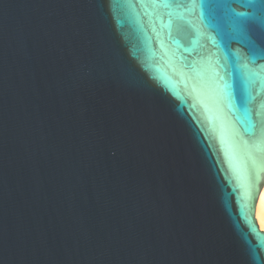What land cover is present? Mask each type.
Wrapping results in <instances>:
<instances>
[{
  "label": "water",
  "instance_id": "water-1",
  "mask_svg": "<svg viewBox=\"0 0 264 264\" xmlns=\"http://www.w3.org/2000/svg\"><path fill=\"white\" fill-rule=\"evenodd\" d=\"M209 3L0 0V264H264V2Z\"/></svg>",
  "mask_w": 264,
  "mask_h": 264
},
{
  "label": "bare ground",
  "instance_id": "bare-ground-1",
  "mask_svg": "<svg viewBox=\"0 0 264 264\" xmlns=\"http://www.w3.org/2000/svg\"><path fill=\"white\" fill-rule=\"evenodd\" d=\"M254 214L259 227L264 230V180L258 194Z\"/></svg>",
  "mask_w": 264,
  "mask_h": 264
},
{
  "label": "snow or ice",
  "instance_id": "snow-or-ice-1",
  "mask_svg": "<svg viewBox=\"0 0 264 264\" xmlns=\"http://www.w3.org/2000/svg\"><path fill=\"white\" fill-rule=\"evenodd\" d=\"M254 2H255V0H250L249 5H247V6H252ZM261 2H264V0H261ZM200 6H201L202 9H207L208 7H210L209 0H200ZM235 15L236 16H241V15H245V14L236 13Z\"/></svg>",
  "mask_w": 264,
  "mask_h": 264
}]
</instances>
